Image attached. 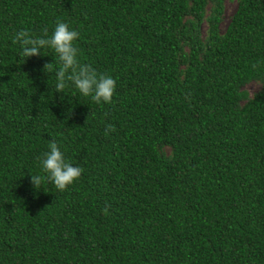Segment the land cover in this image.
<instances>
[{"label": "trees", "instance_id": "obj_1", "mask_svg": "<svg viewBox=\"0 0 264 264\" xmlns=\"http://www.w3.org/2000/svg\"><path fill=\"white\" fill-rule=\"evenodd\" d=\"M221 2L0 0V264H264V0L219 31ZM58 21L112 103L56 92L55 52L12 42ZM50 141L83 168L63 192L31 183Z\"/></svg>", "mask_w": 264, "mask_h": 264}, {"label": "clouds", "instance_id": "obj_2", "mask_svg": "<svg viewBox=\"0 0 264 264\" xmlns=\"http://www.w3.org/2000/svg\"><path fill=\"white\" fill-rule=\"evenodd\" d=\"M78 38L77 31L71 30L67 23L58 21L51 36L46 28L42 36L38 37L21 30L15 34L12 42L21 46V55L25 58L41 55L44 48H51L55 52L59 61V68L55 72L56 92L64 93L66 88L75 87L82 96L90 97L97 104L112 103L116 81L110 75L100 73L90 64L80 61L79 49L75 44ZM51 70L52 63L44 65L46 73ZM114 131V125L105 126L106 135ZM48 148L37 158L45 175H31V183L40 190L44 181L48 180L63 192L81 178L83 168L68 162L55 141H50ZM104 211L107 212V209Z\"/></svg>", "mask_w": 264, "mask_h": 264}, {"label": "rangeland", "instance_id": "obj_3", "mask_svg": "<svg viewBox=\"0 0 264 264\" xmlns=\"http://www.w3.org/2000/svg\"><path fill=\"white\" fill-rule=\"evenodd\" d=\"M236 5V0H222L221 2V12L219 13V23H218V30L223 31L225 28L226 23L230 19ZM212 8V3L208 2L205 6V15H207ZM200 33L202 39L206 35V23L203 21L200 27ZM241 89L245 91L247 98L252 97L254 93L261 89V83L259 80L253 79L245 82ZM245 102V100L241 101V103ZM160 152L164 154H169L170 148L168 146H162Z\"/></svg>", "mask_w": 264, "mask_h": 264}]
</instances>
